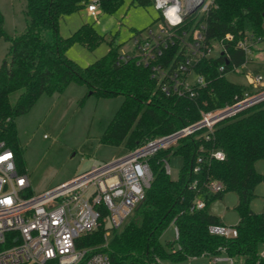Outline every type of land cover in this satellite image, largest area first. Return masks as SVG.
Wrapping results in <instances>:
<instances>
[{
	"label": "trees",
	"instance_id": "1",
	"mask_svg": "<svg viewBox=\"0 0 264 264\" xmlns=\"http://www.w3.org/2000/svg\"><path fill=\"white\" fill-rule=\"evenodd\" d=\"M89 1L26 0V28L14 37L5 34L0 13V39L10 44V58L4 59L0 66V141L14 151L20 172L25 170L15 119L28 113L42 95L61 94L71 83L86 85L90 95L97 98L123 97L100 142L112 147L123 145L126 152L197 122L202 111L230 104L247 89L229 81L226 75L236 73L248 63L247 54L237 47V42L244 37L264 36V0H213V8L203 21L206 42H219L226 34L233 39L224 42L223 54L202 57L193 66L194 72L205 81L194 98L166 95L151 77L149 67L137 64L134 56L124 59L111 44L105 56L86 67L70 60L66 51L72 44L79 43L92 50L104 40L92 24H83L67 38L58 32L60 19ZM98 2L106 12L116 9L122 0ZM131 4L146 6L151 2L131 0ZM194 21L189 17L174 30V45L164 50L155 63L165 65L174 56L175 62L183 59L180 37ZM44 32L49 33L48 39L43 37ZM221 64H225L222 72L218 70ZM205 132L199 129L149 159L152 180L141 205L102 249L111 264H158L157 259L181 262L222 253L228 258H242L243 264H264V208L260 213L250 209L255 187L264 182V174L255 169L256 162L264 160V101L217 123L208 140L203 136ZM215 151L223 153V160L211 156ZM171 154L184 158L176 179L170 178L163 164ZM198 158L201 162H197ZM196 166L198 170L194 172ZM210 182L220 184L222 190L210 193L207 188ZM228 192L235 193L238 199L235 237L214 235L208 230L209 226L222 225L217 216L207 211L209 204ZM197 200L204 201L203 209L193 208ZM170 226L176 228L178 236L163 245L161 235ZM103 231L99 228L82 238L81 245L101 244Z\"/></svg>",
	"mask_w": 264,
	"mask_h": 264
},
{
	"label": "built area",
	"instance_id": "2",
	"mask_svg": "<svg viewBox=\"0 0 264 264\" xmlns=\"http://www.w3.org/2000/svg\"><path fill=\"white\" fill-rule=\"evenodd\" d=\"M149 1L159 11L163 27L157 34L149 30L146 37H135L133 56L137 64L150 68L151 77L166 95L194 98L205 86V81L194 72L193 66L202 57H210L214 50L218 56L223 54L224 42L232 41L233 36L226 34L219 42H206L203 21L213 8V0H205L190 16L195 21L180 37L183 59L175 62L177 56H174L165 65L155 63L164 50L174 45V30L183 25V15L191 0ZM173 8H179V12L172 13L170 9ZM86 10L90 16L98 17L101 14L98 0H90ZM189 35L191 38L187 39ZM260 46L264 49V36L244 37L237 42V47L246 54L260 52ZM224 65L219 66L220 72ZM245 77L247 89L236 95L232 103L202 111L197 122L169 135L147 140L118 159L92 166L35 195H28V175L18 171L14 151L0 141V264H111L102 251L111 237L106 225H110L113 232L120 229L142 202L152 180L149 159L160 150L176 146L199 129H205L203 136L208 140L217 123L264 101V76L254 73ZM211 156L217 160L224 158L220 151ZM163 164L169 174L168 160ZM197 170L196 166L194 172ZM207 188L210 193L222 190L216 182H210ZM204 207V201L197 200L193 208ZM99 228L104 230L101 244L81 245L82 238ZM208 230L223 237L237 235L234 226H209ZM174 231L177 238L176 228ZM156 262L161 264L158 259Z\"/></svg>",
	"mask_w": 264,
	"mask_h": 264
},
{
	"label": "rangeland",
	"instance_id": "3",
	"mask_svg": "<svg viewBox=\"0 0 264 264\" xmlns=\"http://www.w3.org/2000/svg\"><path fill=\"white\" fill-rule=\"evenodd\" d=\"M25 6L26 0H0L3 30L7 36L14 37L24 32L27 23ZM83 24H92L104 40L92 50L79 43L67 49V57L82 68L105 56L109 44L118 55L133 56L135 37H146L149 30L157 34L163 27L160 13L152 4L139 6L132 5L131 0H122L114 10L103 12L101 9V14L96 18L88 14L86 6L65 15L58 23V32L67 38ZM43 37L48 39L49 33L44 32ZM9 47V42L0 39V66L4 59L8 61L10 58ZM217 56L218 52L214 50L210 57ZM247 58L248 63L239 67L237 73L226 75L229 81L246 85L247 74L259 73L264 76L263 48L260 52H249ZM14 99L15 95H12L11 100ZM122 101V96L97 98L90 95L86 85L71 83L61 94L42 95L28 113L17 117L14 122L18 143L23 149L22 165L30 184L28 195L38 194L92 166L123 156L126 153L123 145L112 147L100 142ZM168 164L170 178L176 179L184 158L171 154ZM255 169L259 174H264V160L257 161ZM254 194L250 209L260 213L264 208V182L257 184ZM237 200L235 193H225L221 199L210 203L207 211L217 216L225 226H235L239 221L235 209ZM106 228L111 233V239L114 232L110 225H106ZM174 240V227L170 226L162 233L160 241L166 245ZM161 264H243V260L228 258L222 253L217 257L202 255L181 262L161 261Z\"/></svg>",
	"mask_w": 264,
	"mask_h": 264
},
{
	"label": "water",
	"instance_id": "4",
	"mask_svg": "<svg viewBox=\"0 0 264 264\" xmlns=\"http://www.w3.org/2000/svg\"><path fill=\"white\" fill-rule=\"evenodd\" d=\"M205 0H191L189 6L187 7V10L185 11L183 15V19L189 18L193 13L196 12V10L204 3ZM228 62L226 61V64ZM141 205V203L137 206V208Z\"/></svg>",
	"mask_w": 264,
	"mask_h": 264
},
{
	"label": "clouds",
	"instance_id": "5",
	"mask_svg": "<svg viewBox=\"0 0 264 264\" xmlns=\"http://www.w3.org/2000/svg\"><path fill=\"white\" fill-rule=\"evenodd\" d=\"M170 11L175 14L179 12V8H173V9H170ZM177 19H179V17H177Z\"/></svg>",
	"mask_w": 264,
	"mask_h": 264
},
{
	"label": "crops",
	"instance_id": "6",
	"mask_svg": "<svg viewBox=\"0 0 264 264\" xmlns=\"http://www.w3.org/2000/svg\"><path fill=\"white\" fill-rule=\"evenodd\" d=\"M222 225H224L223 223H222ZM225 226V225H224Z\"/></svg>",
	"mask_w": 264,
	"mask_h": 264
}]
</instances>
